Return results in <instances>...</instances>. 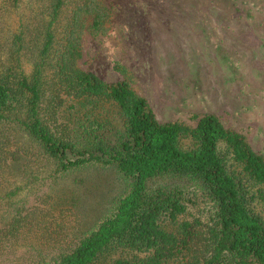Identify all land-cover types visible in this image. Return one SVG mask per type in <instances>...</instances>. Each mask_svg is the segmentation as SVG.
<instances>
[{
  "label": "trees",
  "instance_id": "obj_1",
  "mask_svg": "<svg viewBox=\"0 0 264 264\" xmlns=\"http://www.w3.org/2000/svg\"><path fill=\"white\" fill-rule=\"evenodd\" d=\"M1 4L17 12L7 34ZM109 18L101 0H0V264H264V220L251 207L264 204V156L214 115L195 128L161 123L128 81L82 70L87 21L98 35ZM34 144L49 178L115 166L129 186L92 229L64 233L71 209L20 196L16 171L36 164ZM166 176L198 186L207 219L188 217L182 187H150ZM112 248L127 256L105 260Z\"/></svg>",
  "mask_w": 264,
  "mask_h": 264
},
{
  "label": "rangeland",
  "instance_id": "obj_2",
  "mask_svg": "<svg viewBox=\"0 0 264 264\" xmlns=\"http://www.w3.org/2000/svg\"><path fill=\"white\" fill-rule=\"evenodd\" d=\"M101 2L110 11L107 30L93 34L88 28L91 19L87 21L79 61L82 70L107 83L128 81L148 100L161 123L195 128L201 117L214 115L264 156V0ZM2 6V27L7 34L8 28L16 27L17 12ZM113 30L117 39L108 36ZM106 39L119 48L111 62L102 47ZM18 136L26 148L27 139ZM181 143L185 149L192 146L189 138ZM28 149L36 164L32 161L25 172L22 168L16 171L17 183L26 187L22 194L27 197L20 196L33 205L50 195L53 210L71 209L73 213L66 211L61 223L64 233L92 229L129 186L115 166L94 165L73 170L59 180L49 178L51 165L39 154L41 149L36 144ZM159 186L182 187L188 217L208 218L212 203L196 184L169 176L150 182V187ZM251 207L264 220V204L257 202ZM120 256L125 258L127 253L112 248L105 260Z\"/></svg>",
  "mask_w": 264,
  "mask_h": 264
},
{
  "label": "clouds",
  "instance_id": "obj_3",
  "mask_svg": "<svg viewBox=\"0 0 264 264\" xmlns=\"http://www.w3.org/2000/svg\"><path fill=\"white\" fill-rule=\"evenodd\" d=\"M108 36L112 39H117V32L115 30L111 31ZM104 49H106V51L104 52L105 57L108 59L109 62L112 61V58L116 57L118 52H119V48L113 46L111 39H106L103 46Z\"/></svg>",
  "mask_w": 264,
  "mask_h": 264
}]
</instances>
